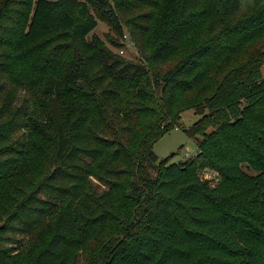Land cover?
Listing matches in <instances>:
<instances>
[{
  "label": "trees",
  "instance_id": "obj_1",
  "mask_svg": "<svg viewBox=\"0 0 264 264\" xmlns=\"http://www.w3.org/2000/svg\"><path fill=\"white\" fill-rule=\"evenodd\" d=\"M263 64L264 0H0V264H264Z\"/></svg>",
  "mask_w": 264,
  "mask_h": 264
},
{
  "label": "rangeland",
  "instance_id": "obj_2",
  "mask_svg": "<svg viewBox=\"0 0 264 264\" xmlns=\"http://www.w3.org/2000/svg\"><path fill=\"white\" fill-rule=\"evenodd\" d=\"M47 2H54L55 0H44ZM79 3H85V0H78ZM36 8L35 6V11H32L30 13V16L33 18L35 13H36ZM89 14L92 16L93 21L95 22V27L93 30L88 34L87 41H91L93 37H96L102 45L107 47L111 52L114 54H118L119 56L123 57L125 60H128L130 62H141L140 59V54L139 50L136 48L134 43L130 40L128 34L125 32L124 36L121 38L116 37L117 43L119 46L117 48H112L108 42V37L114 38V35L104 21H102L99 17H97L94 12L87 8ZM27 29V28H26ZM28 30V29H27ZM40 38L34 39L32 41L26 42V46H29L31 44H34ZM21 46V43L15 42L14 46L11 49V52H18V48ZM23 57L22 55L17 56L16 58H21ZM261 74L262 77L264 78V64L261 66ZM8 93L3 96V98L0 101V104L6 99H8ZM199 117L196 115V113L193 110H189L186 112H183L180 115L178 123L170 128L172 129L171 131L167 132L166 134L163 135V137L158 140L154 146H153V153L157 157L158 163L168 159L169 164L173 163H179L182 161H186L187 159H193L197 153L196 150V141L193 139H189L185 133L183 132L184 129L190 128L197 120ZM211 129H208L207 132H209ZM198 137V136H197ZM200 139V138H199ZM199 177L201 180L205 181H210V185L214 186L216 185L219 176L218 174L211 170L210 168H202L199 170ZM93 182V185L98 190H106V188L101 185L99 182H97L94 179H91ZM40 242V237L38 235H34L31 237H27L24 239L20 246V252L25 251V252H30L32 250H35ZM94 246V245H93ZM97 245L95 244L94 247ZM88 257H82L79 255L78 257V264H83L84 260H87Z\"/></svg>",
  "mask_w": 264,
  "mask_h": 264
}]
</instances>
